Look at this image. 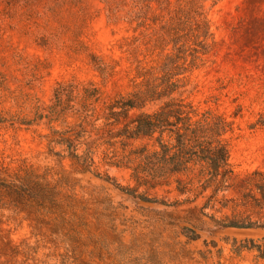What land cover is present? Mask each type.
I'll return each instance as SVG.
<instances>
[{"label": "rangeland", "instance_id": "obj_1", "mask_svg": "<svg viewBox=\"0 0 264 264\" xmlns=\"http://www.w3.org/2000/svg\"><path fill=\"white\" fill-rule=\"evenodd\" d=\"M204 5L215 45L190 75L189 100L230 119L240 108L224 135L233 173L216 194L195 178L186 192L175 176L138 185L133 151L154 140L113 137L123 124L106 123L107 105L136 89L138 66L159 65L170 48L156 42L158 23L129 21L133 0H0L2 177L34 186L17 206L0 189V264H264V234L219 231L264 224V0Z\"/></svg>", "mask_w": 264, "mask_h": 264}, {"label": "trees", "instance_id": "obj_2", "mask_svg": "<svg viewBox=\"0 0 264 264\" xmlns=\"http://www.w3.org/2000/svg\"><path fill=\"white\" fill-rule=\"evenodd\" d=\"M205 1L133 0L137 11L130 13L129 21H136L138 26L149 25L150 20L158 23L156 42L163 49L170 46L159 65L138 66L135 76L140 80L136 82V89L109 103L104 116L108 125L123 124L113 137L123 140L147 138L155 142L153 149L143 144L133 151L139 159L132 174L138 185L145 184L147 180L161 184L175 176L176 189L186 192L190 190L187 185L195 178L200 181L202 191L211 188L216 194L225 187L226 180L233 173L229 163V145L224 135L233 131L234 119L240 108L230 119L225 113L211 107L202 109L189 100V95L198 87L191 82L190 75L204 64V56L215 45ZM153 2L157 4L159 13L151 17ZM60 90L61 87L56 89L57 101L61 97ZM87 97H95V94ZM57 101L50 107L49 116H54L51 109H57ZM154 105L155 109L147 110L148 106ZM133 110L137 113L129 119ZM37 117L41 119L47 115L39 114ZM62 140L68 143L69 156L81 161L82 155H78L73 142ZM3 171L0 166V189L5 188L16 195L13 200L15 206L27 201L34 193L30 180L21 176L7 180L2 177ZM181 175L189 177V182L180 179ZM118 187L139 197L134 188ZM141 197L151 201V198ZM226 225L264 227V224L241 222ZM184 231L190 239L198 238L193 229L184 228Z\"/></svg>", "mask_w": 264, "mask_h": 264}, {"label": "water", "instance_id": "obj_3", "mask_svg": "<svg viewBox=\"0 0 264 264\" xmlns=\"http://www.w3.org/2000/svg\"><path fill=\"white\" fill-rule=\"evenodd\" d=\"M222 234L235 238H255L256 235L264 234L263 226H237L226 225L219 230Z\"/></svg>", "mask_w": 264, "mask_h": 264}]
</instances>
